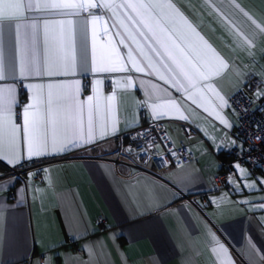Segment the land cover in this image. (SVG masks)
Listing matches in <instances>:
<instances>
[{"label":"crops","instance_id":"1","mask_svg":"<svg viewBox=\"0 0 264 264\" xmlns=\"http://www.w3.org/2000/svg\"><path fill=\"white\" fill-rule=\"evenodd\" d=\"M174 2L229 64L228 69L222 70L221 76H213L208 81L216 92L229 101L236 88L244 85L248 75L258 80L263 78L264 56L261 50L264 49V36L255 38L250 56L249 46L242 36L251 38L257 29L229 0ZM236 2L257 23L264 24V0ZM60 11L68 10L31 13L51 21L46 29L43 23L39 29L37 46L42 61L70 58L73 47L79 57L83 42L89 63L95 44L97 61L119 59L130 71L89 72L87 75L77 71L75 74L24 79L17 83L19 105L14 107V111L22 114L23 106L30 103L33 90L26 89V84L44 85L45 112L49 93L47 86L54 85L51 92L55 115L61 106L60 96L64 91L57 85L79 81L81 90L78 99L85 101L93 95V81L101 79L99 112L94 109L91 116L97 134L99 126L106 120L111 122L115 119L118 130L123 129L126 123L131 127L105 137L96 147L88 146L87 151L83 147L71 149L66 153L33 158L30 162L26 160L22 166L15 168L0 160V173H3L0 176V213L3 215L0 264H44L46 258H50V264H85L89 260L97 264H228L229 257L234 258L235 264H251L253 260L264 264L260 261V256L264 255V237L260 235L256 221V218L264 216V209L258 208L260 198L264 197V183H260L264 177L250 172L244 163L238 162L250 175L245 178L240 169L232 168L235 175L233 182L228 179L229 189L214 188L213 178L223 171V163L229 159L228 151L242 146L236 136L237 117L234 111L230 106L221 108L215 93L201 87L205 82L200 80L194 67L210 63L214 68L215 61L200 49L186 50L187 59L176 52L185 69L199 81L197 87L187 93L177 91L156 74L148 75L151 69L135 51L136 45L126 40L134 59L145 68L144 72L131 70L132 65L127 62L129 48L119 44L120 37L115 35L116 29L107 19L110 12L92 9L94 14L105 16L104 22L93 25L91 22H80L81 17H88L87 13L74 17L60 15ZM60 20H73L75 23L72 26L61 25L56 22ZM105 26L111 36L104 34ZM149 55L154 61L158 59L154 54ZM19 57V51H16L17 78ZM128 76L134 78L132 85L118 87L116 82L123 83ZM238 81H242V85ZM153 85L158 87L154 90ZM72 90L75 91L74 88ZM113 92L117 99L109 114L105 98ZM149 92L153 93L154 100H148ZM190 97H194L196 103ZM170 98L177 101L179 112L168 103ZM145 101L149 104L155 102L159 106L157 113H163L159 119L151 121L165 122L172 140L186 141L194 159L180 167L171 164L156 170L150 164L140 167L131 151L121 150L127 147L125 141H119V136L151 122L152 110L144 106ZM181 113L187 117L186 120L179 118ZM217 113L232 126L221 123ZM80 119L86 131L89 121L87 105ZM16 122L22 124V115L16 118ZM183 125H191L196 130V136L186 140L181 132ZM21 149L23 151L22 143ZM155 149L161 152V144L157 143ZM40 164L41 183L35 179ZM19 168L20 172L24 171L21 177L10 173L12 169ZM30 172L35 175L30 177ZM12 176L16 179L5 184L4 180ZM10 193L14 194L13 198ZM99 217L106 221L101 230L98 227ZM246 230L260 249L259 254L246 249L245 254H241ZM212 233L228 249L227 254L213 240Z\"/></svg>","mask_w":264,"mask_h":264},{"label":"snow or ice","instance_id":"2","mask_svg":"<svg viewBox=\"0 0 264 264\" xmlns=\"http://www.w3.org/2000/svg\"><path fill=\"white\" fill-rule=\"evenodd\" d=\"M204 2L210 3V0H204ZM229 3L239 9L257 29V32L251 38L242 36L244 43L249 46L248 54L251 56V45L255 38L264 36V24L257 23L248 12L241 8L236 0H229ZM92 9L107 10V12L111 13L107 19L111 22V27L116 29L115 35L120 37L119 44L129 48L127 62L132 65L131 70L144 72L145 68L141 67L140 62L134 59L132 49L126 43V40H130L136 45L135 51L140 53L147 64V68L151 69L148 75L156 74L160 80L175 87L177 91L183 90L187 93L189 89L197 87L199 81L191 72L185 69L184 64L177 58L176 52L185 55L186 50H203L211 57V60L215 61L216 66L213 68L210 63H201L199 66L194 65L200 80L205 82L201 87L215 93L216 98L220 101L221 108L230 106L228 100L220 95L219 92H216L213 84L208 82L213 76H221L223 74L222 70L228 69L229 64L201 36L194 24L184 15L174 0H120L119 3L116 0H0V43L3 44V48L0 49V160L5 161L13 168L22 166L26 160L30 162L33 158L66 153L71 149L83 147L87 151L88 146L96 147L100 141H104L105 137H111L131 127L130 124L126 123L123 129L118 130L115 119H112L111 122L106 120L99 126L97 134L91 116L94 109L97 113L99 112L100 86L103 83L101 79L93 81V95H89L85 101L78 99V94L81 90L79 81L57 85L56 87H61L64 91L60 96L61 106L55 115L52 108L51 92L54 85L49 84L47 86L49 93L45 112L43 108L44 85L26 84L24 85L26 89L33 90L30 103L23 106L22 114L14 111V107L19 105L17 83L24 79L45 75L75 74L77 71L84 75L89 72L101 74L130 71L119 59L97 61L95 44H93L91 63H89L87 50L83 42L80 46L79 57H77L73 47L70 58L57 59L55 62H49L47 59L41 60L37 46L40 25L43 23L46 29L51 21L37 18L31 13L68 10L60 11L59 14L80 17L82 13H87L88 17H81V23L87 24L91 22L96 25L104 22L105 16L94 14L91 11ZM56 22L69 26L75 23L73 20ZM117 25L119 26L118 28ZM120 29H123V31L121 32ZM103 32L105 35H112L107 26L103 28ZM111 43L112 41L109 40V44ZM16 51H19L20 54L19 78L16 75ZM113 51L115 52V49ZM149 53L154 54L158 59L154 61L153 56L149 55ZM261 55L264 56V49L261 50ZM185 59H187L186 55ZM233 63L235 62L233 61ZM133 79V77L128 76L123 83L121 81L116 83L118 87L128 88L132 85ZM9 80L12 82L9 83ZM238 82L242 85V81ZM141 84H143V81H141ZM262 85H264V78L257 84V98L264 97V87ZM157 87L156 85L152 86L154 90ZM73 88L75 91L72 90ZM164 91L167 92V89ZM236 91H242V86L236 88ZM156 98L158 99V97ZM190 98L193 99V103H196L194 97ZM105 99L107 101V111L111 114L116 104V93L109 94ZM148 100H154L152 92H149ZM168 103L173 107L177 105V101L171 98ZM85 105H87L89 113L86 131L80 119V114L84 111ZM144 106L152 110L150 121L151 119H159L160 115H163V113H157L159 106L155 102L149 104L148 101H145ZM176 111L179 112L178 107H176ZM21 115L22 124H18L16 118ZM217 117L227 127L232 126L222 117H219L218 113ZM179 118L182 120L187 119L182 113ZM49 127H51V133H49ZM143 135L151 137L150 130H146ZM138 137L139 134L133 137V140L138 139ZM257 139L264 140V137H257ZM21 143L23 144V151ZM150 146H154V141L150 140ZM121 150L124 152L132 151L131 149L123 148ZM140 151L144 152L146 148L141 146ZM231 167L240 169L245 178L250 175V173L245 172L241 168L238 162L233 163ZM34 175L35 173H29L30 177ZM0 176H3V173H0ZM15 179L16 177L12 176L4 180V183L10 184ZM228 179L229 182H233V175L230 174ZM260 183H264V180H261ZM247 186L252 187L253 185ZM260 200L261 203H259L258 208L264 209V197H261ZM256 221L257 229L260 235L264 237V216L256 218ZM2 233L3 215L0 213V238H2ZM212 236L219 248L227 254L228 249L225 245L216 239L214 233H212ZM244 241V248L240 249L242 255L245 254V249L250 253L259 254L260 249L251 239L247 230L245 231ZM260 261H264V255L260 256ZM44 264H50V258H46ZM85 264H97V262L89 260ZM228 264H235L233 257L228 258ZM251 264H257V261L253 260Z\"/></svg>","mask_w":264,"mask_h":264},{"label":"built area","instance_id":"3","mask_svg":"<svg viewBox=\"0 0 264 264\" xmlns=\"http://www.w3.org/2000/svg\"><path fill=\"white\" fill-rule=\"evenodd\" d=\"M259 82L260 80L257 78L248 75L242 86V91H236L229 98V105L237 117L236 136L242 146L231 148L228 151L229 159L223 163V171L213 178L215 189L228 188L229 175H235V171L231 167L232 162L244 163L250 172L260 173L264 177V140L257 139V137H264V97L257 98L253 94ZM146 130H150L151 137L143 135ZM181 132L186 140L197 134L191 125H183ZM138 134V139L133 140V137ZM150 140L154 141V146H150ZM119 141H125L124 145L127 149L132 150L136 163L140 167L150 164L156 170H161L171 164L180 167L194 159V154L189 150L187 142L184 140L173 141L168 126L160 120L130 129L124 136H119ZM157 143L162 146L161 152L155 149ZM141 146L145 147L146 151L141 152ZM41 167L42 164L37 166L35 177L39 183L42 182ZM20 169H12L10 173L21 177L24 171L20 172ZM13 196L14 194L10 193V197L13 198ZM105 225V219L99 217V229H103Z\"/></svg>","mask_w":264,"mask_h":264},{"label":"rangeland","instance_id":"4","mask_svg":"<svg viewBox=\"0 0 264 264\" xmlns=\"http://www.w3.org/2000/svg\"><path fill=\"white\" fill-rule=\"evenodd\" d=\"M260 64H262V63H260ZM261 69L263 70V68H261ZM262 77L264 78V75H262ZM262 77H261V78H262ZM245 80H246V79H245ZM262 87H264V85H262ZM253 94H254V95H257V89H256L255 91H253Z\"/></svg>","mask_w":264,"mask_h":264},{"label":"trees","instance_id":"5","mask_svg":"<svg viewBox=\"0 0 264 264\" xmlns=\"http://www.w3.org/2000/svg\"><path fill=\"white\" fill-rule=\"evenodd\" d=\"M235 92H236V91H235ZM235 92H234V93H235Z\"/></svg>","mask_w":264,"mask_h":264}]
</instances>
